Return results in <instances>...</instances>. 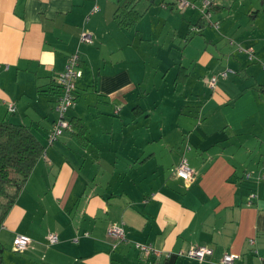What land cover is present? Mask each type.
I'll list each match as a JSON object with an SVG mask.
<instances>
[{"label": "crops", "instance_id": "0c3cea01", "mask_svg": "<svg viewBox=\"0 0 264 264\" xmlns=\"http://www.w3.org/2000/svg\"><path fill=\"white\" fill-rule=\"evenodd\" d=\"M187 1L0 0V122L46 145L0 227L3 264H264V0H211L209 18ZM74 56L72 128L50 143Z\"/></svg>", "mask_w": 264, "mask_h": 264}, {"label": "built area", "instance_id": "2783aa9c", "mask_svg": "<svg viewBox=\"0 0 264 264\" xmlns=\"http://www.w3.org/2000/svg\"><path fill=\"white\" fill-rule=\"evenodd\" d=\"M176 2L179 4V7H193V4H190L187 0H176ZM211 0H205L204 6H203V14L205 18L210 17L209 11H207L211 5ZM216 26L218 23H215ZM194 30L198 31V27H195ZM82 40L86 42L92 41V35L84 33L82 35ZM245 52H247L250 56V59L253 58L252 50L247 49ZM78 58L77 56H74L70 59V62L66 66V69L60 73L57 77V84L60 88V96L58 98L57 103V111L59 114V118L56 121L53 130L49 134V142L52 143L55 141L59 136H61L64 131L71 129L70 123L65 119V115L68 112V110L76 105L77 100V82L76 80L81 77L82 73L78 69ZM227 72L223 73V76H226ZM217 78L214 77L210 84L212 87L216 84ZM9 111L11 113H14L16 111V106L14 104L9 105ZM176 174L179 178L183 179L187 183H192L195 179V172L190 167L188 161L184 159L179 167L177 168ZM262 177L264 179V158H263V172ZM255 195H251V199L254 198ZM108 237L112 240H115L117 242L122 241L125 239V232L124 229L119 225H111L108 228ZM48 241L50 244H56L58 242V237L55 234H49L48 235ZM32 244V240L30 237L25 235H19L17 236L12 244V249L15 252H24L26 251ZM136 248H138L140 251L146 254H151L154 252V249L152 246L149 245H142L137 244ZM181 256L187 257L189 259H195L198 261H203L208 255L212 254L211 249L208 246H192L187 251H182L179 253ZM238 257L234 254H226L221 264H234V261Z\"/></svg>", "mask_w": 264, "mask_h": 264}, {"label": "trees", "instance_id": "16d2710c", "mask_svg": "<svg viewBox=\"0 0 264 264\" xmlns=\"http://www.w3.org/2000/svg\"><path fill=\"white\" fill-rule=\"evenodd\" d=\"M45 150L46 145L31 127L0 122V227ZM1 253L0 246L3 264Z\"/></svg>", "mask_w": 264, "mask_h": 264}]
</instances>
